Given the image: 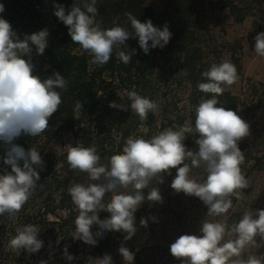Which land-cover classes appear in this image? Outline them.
Listing matches in <instances>:
<instances>
[{
	"label": "clouds",
	"instance_id": "obj_1",
	"mask_svg": "<svg viewBox=\"0 0 264 264\" xmlns=\"http://www.w3.org/2000/svg\"><path fill=\"white\" fill-rule=\"evenodd\" d=\"M97 0L74 3L69 10L62 4H54V15L68 29L74 44H78L92 57L90 63L103 66L111 58L114 47L123 46L127 51H118L117 58L128 64L135 49L129 50L126 41L138 38L140 49L145 54L150 48L163 49L172 37L167 22L157 27L149 19L141 22L132 13H125L133 29L116 25L103 29L95 22L98 9ZM0 4V13L4 12ZM49 30L44 28L21 39L9 21L0 17V142L5 145L2 158L10 166L0 174V216L7 214L15 221L23 205L39 186L40 172L44 171V161L35 146L25 150L14 141L21 135L39 136L49 126V118L57 112L62 103L61 91L67 90L68 81L59 72L41 79L34 75L32 53L42 55L48 47ZM254 51L264 57V32L255 37ZM27 57V58H25ZM179 75L187 76L186 69ZM207 82H198L197 89L211 98H202L196 106L194 127L190 123L177 126L178 130L167 128L150 140L129 137L123 150L109 158L108 165H101V157L94 146L85 147L82 143L67 145V162L72 170L88 174L91 183L73 182L68 189L78 216L72 234L87 245L95 246L97 238L105 232H123L124 241L136 234L135 213L145 202H163L158 187H152L147 196L144 189L153 181L163 184L162 174L171 175L176 169L170 187L176 192L199 198L207 207V216H221L232 208V197L239 198L238 190L246 189L249 181L241 172L244 160L238 142L249 135V124L236 111L220 104L218 96L225 91L224 85L231 86L238 79L237 67L229 60L213 63L201 73ZM129 104L110 102L109 107L127 111L129 108L146 121L149 112L158 111L159 105L135 90L127 92ZM83 105L77 101L73 117L79 120ZM198 134L195 143L198 150L186 147L188 135ZM203 166L207 173L203 182L190 173L193 168ZM37 168L39 171H37ZM111 199L105 203V197ZM110 215L101 220L98 213ZM157 222L156 217L141 218L140 224L147 227L148 220ZM94 225L98 230L93 232ZM40 227L26 224L16 228L10 236L8 247L12 250H25L37 253L44 242L38 238ZM200 235L184 234L170 245V253L181 264H264L260 258L250 255L239 259L241 253L256 243V237L264 239V209L246 211L242 218L231 226L223 221L201 222ZM235 239H225V237ZM124 264H133L135 253L124 246L118 248ZM63 255L68 261L75 257L65 247ZM235 257V259H234ZM40 264H46L41 261ZM86 264H113L110 254L102 257L89 256Z\"/></svg>",
	"mask_w": 264,
	"mask_h": 264
},
{
	"label": "trees",
	"instance_id": "obj_2",
	"mask_svg": "<svg viewBox=\"0 0 264 264\" xmlns=\"http://www.w3.org/2000/svg\"><path fill=\"white\" fill-rule=\"evenodd\" d=\"M43 1L0 0L5 9L0 17L10 22L21 39L25 34L44 28L49 30L45 52L37 55L33 50L34 75L43 80L53 72H59L68 81L67 90H60L62 103L49 118L48 128L39 136L21 135L14 141L25 150L31 146L37 147L44 161V171L40 172L39 186L23 205L17 219L13 221L7 214L0 216V229L9 231L10 238L16 234L17 227L38 225L41 229L38 238L44 244L37 253L14 254L13 264H30V258L38 254L46 261L48 249H51L53 258L51 264H64L68 261L63 255L65 247L74 257L84 252L86 260L92 255L102 257L106 253H113L112 244L121 238L123 232H105L102 238H97L98 242L92 246L91 252L86 250L90 245L72 237L74 221L79 213L68 189L73 182L91 181L87 173L70 168L66 159L67 145L82 143L85 147L94 146L101 157L100 164L108 165L109 158L122 152L129 137L150 140L155 132L167 128L178 130L177 126H183L186 122L194 127L196 106L202 98H211V94L197 89V83L207 82L201 73L213 61L220 60L226 47V44L218 42L215 35V15L227 10L236 22H242L246 16L242 8L245 5L243 0H97L95 22L100 23L103 29L119 25L132 32L125 16L130 12L141 22L150 19L157 27L167 22L172 33L170 42L163 49L150 48L148 54L140 49L138 38H130L125 43L129 50L135 49V53L128 64L117 58L118 51H127L120 46L114 47L105 65L98 66L90 63L91 55L72 42L67 27L54 15V4H62L69 10L74 3L82 6L84 2L90 3V0H47L50 20L44 16ZM230 52L231 62L236 65L239 75L242 68L235 45L230 46ZM182 69L187 70V76L178 74ZM132 90L159 105L157 112H149L146 121H141L130 108L124 111L109 107L113 101L129 104L127 92ZM182 97H186L187 112L180 107ZM218 100V106L237 112V99L226 88ZM77 101L83 105L79 120L73 117ZM198 138V134L188 135L184 144L188 149L198 148L195 143ZM56 145L63 148L60 153L53 150ZM4 155L5 145L0 142V174L5 168L11 171L10 166L3 163ZM155 186L153 181L143 190L145 195ZM110 199L111 194H107L105 203ZM236 201L237 197L233 196L232 208ZM145 203L134 214L136 228L147 213ZM232 208L228 210L225 222L229 226L239 221L238 214L230 213ZM150 210L145 218L153 217ZM98 215L103 220L110 214L100 211ZM153 223L149 219L147 226L151 227ZM97 230L98 226L94 225L92 231ZM140 259V255H136L134 264H143Z\"/></svg>",
	"mask_w": 264,
	"mask_h": 264
},
{
	"label": "rangeland",
	"instance_id": "obj_3",
	"mask_svg": "<svg viewBox=\"0 0 264 264\" xmlns=\"http://www.w3.org/2000/svg\"><path fill=\"white\" fill-rule=\"evenodd\" d=\"M243 1L245 5L242 8H244L246 16L242 22H236L227 10L216 13L215 35L218 42L226 44V47L220 60L213 61L216 64L223 60L231 62L230 46L235 45L236 55L240 59L242 68L238 75L239 79L231 86L225 85L226 90L230 91L237 99V114L249 124V135L238 142L244 155L240 168L242 174L249 181V186L246 189L238 190L240 196L230 212L238 214L239 220L246 211L264 209V57L257 55L254 51V37L258 33L264 32V0ZM43 8L45 18L50 20L51 12L47 0L43 1ZM186 106V97H182L180 107L187 112L188 106ZM160 132H155L152 137ZM140 138L144 139V137ZM53 150L60 153L63 148L56 145ZM190 150L197 151L198 148ZM171 173V175L163 174L164 183L156 185L160 190L163 202L146 201L145 203L147 210L145 214L147 215L148 211L152 209L149 213L157 218V222L145 229L139 222L136 234L132 239L124 241L126 234L123 233L121 238L114 240L113 253L111 254L113 264H124L122 256L118 252L122 242L125 247L135 253V256L140 255L143 264H181V261L170 253V245L179 236L184 234L199 236L201 222L205 218L210 222H226L228 213L221 216H207L208 209L199 198L187 196L183 192L176 193L170 187L172 179L176 175V169H171ZM193 174L198 182H203L207 176L203 166L193 168L190 175ZM145 216L143 215V218ZM8 238L9 231L0 229V264H13L14 254H27L23 249L12 250L9 248ZM225 239H235V236H226ZM50 250H47L48 259L46 261L38 254L35 258H30V264H40L41 261L51 264L53 258ZM86 250L91 252L92 246H88ZM84 254V252H80L74 260L66 261L64 264H86ZM250 255L264 261V239L256 237V243L246 247L239 259L246 260ZM92 257L95 256L92 255Z\"/></svg>",
	"mask_w": 264,
	"mask_h": 264
}]
</instances>
